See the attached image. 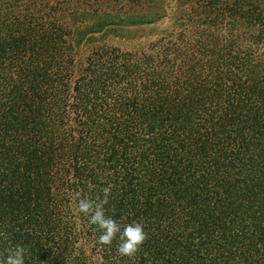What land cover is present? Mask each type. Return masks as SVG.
Here are the masks:
<instances>
[{
    "label": "trees",
    "instance_id": "trees-1",
    "mask_svg": "<svg viewBox=\"0 0 264 264\" xmlns=\"http://www.w3.org/2000/svg\"><path fill=\"white\" fill-rule=\"evenodd\" d=\"M199 2L75 76L64 3L0 0V259L264 264V0ZM108 186L106 216L147 233L133 257L78 211Z\"/></svg>",
    "mask_w": 264,
    "mask_h": 264
},
{
    "label": "rangeland",
    "instance_id": "rangeland-1",
    "mask_svg": "<svg viewBox=\"0 0 264 264\" xmlns=\"http://www.w3.org/2000/svg\"><path fill=\"white\" fill-rule=\"evenodd\" d=\"M58 2L59 0H52ZM60 22L72 32L75 46V76L87 56L103 45L125 51H139L168 33L180 18V11H199V0H60ZM234 0H228L231 4ZM89 255L98 262L91 248Z\"/></svg>",
    "mask_w": 264,
    "mask_h": 264
},
{
    "label": "clouds",
    "instance_id": "clouds-1",
    "mask_svg": "<svg viewBox=\"0 0 264 264\" xmlns=\"http://www.w3.org/2000/svg\"><path fill=\"white\" fill-rule=\"evenodd\" d=\"M111 186L103 189V198L94 201L87 196L76 193L78 211L88 218L89 225L99 231L97 243L111 245L118 240L116 251L120 256L133 257L147 239V233L141 222L133 221L121 226L116 220L105 214L104 206L108 204ZM28 249L22 245H14L6 250L0 264H25Z\"/></svg>",
    "mask_w": 264,
    "mask_h": 264
}]
</instances>
